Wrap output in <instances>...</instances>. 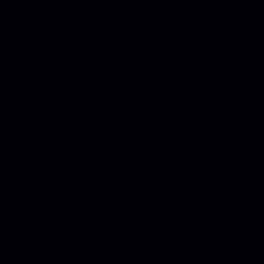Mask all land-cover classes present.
<instances>
[{
    "label": "water",
    "instance_id": "obj_1",
    "mask_svg": "<svg viewBox=\"0 0 264 264\" xmlns=\"http://www.w3.org/2000/svg\"><path fill=\"white\" fill-rule=\"evenodd\" d=\"M0 264H264V0H0Z\"/></svg>",
    "mask_w": 264,
    "mask_h": 264
}]
</instances>
